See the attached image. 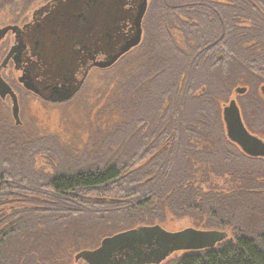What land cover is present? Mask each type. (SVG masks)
Returning a JSON list of instances; mask_svg holds the SVG:
<instances>
[{
	"label": "trees",
	"instance_id": "16d2710c",
	"mask_svg": "<svg viewBox=\"0 0 264 264\" xmlns=\"http://www.w3.org/2000/svg\"><path fill=\"white\" fill-rule=\"evenodd\" d=\"M144 31L123 116L80 157L0 126V208L15 193L40 195L19 231L2 219L0 264L7 238L38 218L97 230L92 254L141 230L168 235V252L186 250L163 264H264V161L228 138L223 114L234 101L246 130L264 140V0H151ZM39 155L56 162L53 174L34 172ZM185 220L203 230L162 229Z\"/></svg>",
	"mask_w": 264,
	"mask_h": 264
},
{
	"label": "rangeland",
	"instance_id": "374dc122",
	"mask_svg": "<svg viewBox=\"0 0 264 264\" xmlns=\"http://www.w3.org/2000/svg\"><path fill=\"white\" fill-rule=\"evenodd\" d=\"M45 1L47 0H0V24L14 22L22 10H24V15L30 17L32 11ZM140 55L141 52L136 49L112 68L104 71L94 69L82 91L66 103L49 104L45 102L41 104L36 99L23 103L20 116L22 125L19 128L14 126L10 106L8 107L0 100V126L10 125L15 133L22 135V132L25 138H53L56 146L64 155L71 158L80 157L86 149L93 147L97 137L101 138L105 135L123 116V108L119 102L128 78L137 73ZM55 163L46 155H39L34 159V172L43 175L53 174ZM37 202H40V195L13 194L12 197L2 202L0 224L2 219L13 218L15 222L12 223H16L13 228L19 231L18 227L22 226L18 220L24 217L25 210H40V206L36 205ZM39 221L40 218L32 225L23 226L25 232L22 230L21 233L10 235L7 238L3 251V264H90L82 255L93 251L89 247H91L92 237L98 233L97 230L91 231L86 224L80 225L78 222H69L71 224L66 226L58 224L47 228L41 226ZM162 229L171 234L187 229L203 230L202 227H196L194 221L188 220L168 222L162 226ZM185 232H187L185 234L189 233L188 230ZM140 233L139 236L128 234L123 238L125 241H120V247H124L121 250L122 255L118 247L115 249L116 258L119 256V261L163 264L166 260L180 256L186 251L185 249L172 251L164 259L157 261L156 258L162 253L161 249L166 248V252L170 250L172 240L168 239V235H162L161 238L157 237L155 240L146 239L143 232ZM225 233L229 238L230 230ZM216 238L218 235L215 233L203 241L207 243ZM143 239L147 240L145 245H141ZM155 243H158V247ZM137 248L139 253L135 250Z\"/></svg>",
	"mask_w": 264,
	"mask_h": 264
},
{
	"label": "flooded vegetation",
	"instance_id": "af4514ba",
	"mask_svg": "<svg viewBox=\"0 0 264 264\" xmlns=\"http://www.w3.org/2000/svg\"><path fill=\"white\" fill-rule=\"evenodd\" d=\"M142 1L47 0L30 17L22 10L14 22L0 24V78L16 97L19 125L11 94L0 100L10 106L15 128L22 125L23 103H66L82 91L94 69H109L103 65L135 35ZM144 21L145 16L141 43ZM70 94L69 100L59 101Z\"/></svg>",
	"mask_w": 264,
	"mask_h": 264
},
{
	"label": "water",
	"instance_id": "95a60500",
	"mask_svg": "<svg viewBox=\"0 0 264 264\" xmlns=\"http://www.w3.org/2000/svg\"><path fill=\"white\" fill-rule=\"evenodd\" d=\"M147 7H148V0H143L142 3L139 5V11L136 15L135 22H134L135 23V25H134L135 26V35L125 44L124 47L121 48V50L116 55H114L111 58V60L108 63L103 65V68L112 67L120 57H122L123 55H125L129 51H131L132 49L139 46V44L141 43V40H142L141 23H142V20L146 14ZM261 90H262V93H264V88H262ZM237 92L239 93V95H244L246 93V89L245 88H239L237 90ZM9 93L11 94V97L13 99V116H14V119L16 121V124L19 125L20 121H19V117H18V104H17L16 97L11 92L10 88L0 78V97L4 98ZM71 97H72V94L63 97L59 101H66V100H69ZM223 114H224V120L226 123V132H227L228 138L232 142H235L236 144H238L247 156L252 157V158H263L264 159V142H261L257 138L253 137L246 130V128L243 124L239 109L236 107V104L234 101H232L229 106L224 108ZM140 232H141V230H136L135 232L131 233L130 236H133V234L138 235ZM219 236L222 239L223 237H226V234L219 233ZM123 238H125V237L119 238V239H117V241L120 242V241L124 240ZM132 241H135V239H132ZM215 241H216V239L213 240L212 242H209L206 244H208V246H209V245L215 243ZM112 242L107 240L104 242L103 248L100 251H97L93 254L92 253H85L82 256L84 257V259L89 261L90 264H95L97 262H99V264H139V262L137 263L135 261L123 262V261H119L118 259H114V261L110 262L109 260H107L108 256L113 251H115L116 247H119L120 254H121V250H123L120 248V243L118 244V246L112 247ZM146 242H147V240L143 239L141 242V245L142 244L145 245ZM201 244L202 243L200 242L199 245H201ZM155 245H156V247H158V243H155ZM205 246H207V245H205ZM135 250L137 253H139L138 248ZM161 250H162V253L159 257L156 258L157 261L160 259H164L165 257H167L166 256L167 254L169 255L170 253H172V251L168 252L169 250L166 252V248H163ZM155 252L156 251H154V253ZM125 253H127V251ZM154 253H152V254H154ZM129 254L131 255V253H129ZM115 255H116V253H115ZM99 256H100V259H98Z\"/></svg>",
	"mask_w": 264,
	"mask_h": 264
}]
</instances>
